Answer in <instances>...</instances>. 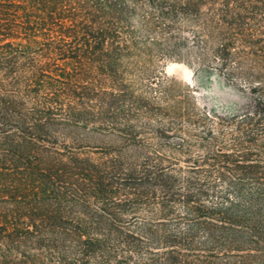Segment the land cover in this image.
Masks as SVG:
<instances>
[{"label":"trees","instance_id":"1","mask_svg":"<svg viewBox=\"0 0 264 264\" xmlns=\"http://www.w3.org/2000/svg\"><path fill=\"white\" fill-rule=\"evenodd\" d=\"M0 264H264V0H0Z\"/></svg>","mask_w":264,"mask_h":264},{"label":"rangeland","instance_id":"2","mask_svg":"<svg viewBox=\"0 0 264 264\" xmlns=\"http://www.w3.org/2000/svg\"><path fill=\"white\" fill-rule=\"evenodd\" d=\"M160 66L165 75L178 86L186 85L191 89L194 100L200 107L226 115L246 108L251 102L247 91L224 83L216 74L194 73L181 62L165 61ZM173 132V128L166 131L168 134Z\"/></svg>","mask_w":264,"mask_h":264}]
</instances>
